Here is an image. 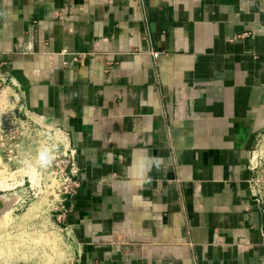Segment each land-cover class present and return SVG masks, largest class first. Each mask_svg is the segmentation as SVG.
Here are the masks:
<instances>
[{"label":"crops","instance_id":"0c3cea01","mask_svg":"<svg viewBox=\"0 0 264 264\" xmlns=\"http://www.w3.org/2000/svg\"><path fill=\"white\" fill-rule=\"evenodd\" d=\"M0 85L76 150L73 264H264V0H0Z\"/></svg>","mask_w":264,"mask_h":264},{"label":"rangeland","instance_id":"374dc122","mask_svg":"<svg viewBox=\"0 0 264 264\" xmlns=\"http://www.w3.org/2000/svg\"><path fill=\"white\" fill-rule=\"evenodd\" d=\"M6 100L2 93L0 125L10 126L2 116L7 109ZM32 136L33 143L27 144L24 139L20 157L6 173H0V264H72V246L52 215L51 166L45 169L29 166L36 152L49 144L37 130ZM249 159L253 185L264 204V135L253 143ZM13 169L17 170L12 172Z\"/></svg>","mask_w":264,"mask_h":264},{"label":"built area","instance_id":"2783aa9c","mask_svg":"<svg viewBox=\"0 0 264 264\" xmlns=\"http://www.w3.org/2000/svg\"><path fill=\"white\" fill-rule=\"evenodd\" d=\"M74 60H77V57H74ZM14 96L16 98V94ZM16 99L18 100V98ZM17 100L14 102L7 99L5 105L7 109L2 113L5 123L10 126L0 125V173H6L10 168V164L16 162L20 157L19 150L24 143V139H27V144L33 143L32 135L36 133V130L38 134L44 136L47 144L56 146L55 159L50 165L52 182H54L51 191L54 206L51 209L53 210L52 215L55 223L59 226L66 241L72 244L73 237L69 233L65 219L68 212L66 200L68 197L75 195L81 185L78 178L79 166L76 150L70 145L68 134L63 129L42 120L34 119L18 110L16 107ZM34 124H37L39 129H36ZM1 152L4 153L3 156ZM16 170L13 169L12 172Z\"/></svg>","mask_w":264,"mask_h":264},{"label":"clouds","instance_id":"9594fccd","mask_svg":"<svg viewBox=\"0 0 264 264\" xmlns=\"http://www.w3.org/2000/svg\"><path fill=\"white\" fill-rule=\"evenodd\" d=\"M56 150L57 148L54 145H45L36 152L33 160L29 161V166L40 169L48 168L55 159ZM159 159V157H153L146 152H141L133 167V178L147 179V173L158 165Z\"/></svg>","mask_w":264,"mask_h":264}]
</instances>
